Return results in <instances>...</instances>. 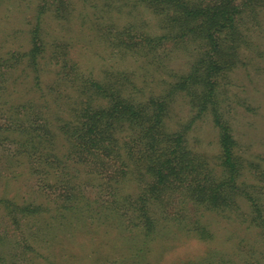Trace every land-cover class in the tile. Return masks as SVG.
<instances>
[{"label": "rangeland", "instance_id": "obj_1", "mask_svg": "<svg viewBox=\"0 0 264 264\" xmlns=\"http://www.w3.org/2000/svg\"><path fill=\"white\" fill-rule=\"evenodd\" d=\"M48 2L61 11L39 16L43 0H0V58L7 52L22 55L32 48L31 32L38 19V41L45 50L38 84L24 59L14 66L15 61H0V133L8 137L0 138V200L10 201L0 204L77 206L65 211L63 220L49 217L55 214L52 211L41 218L16 216L17 223L0 206V264H264V229L248 223L255 208L264 221V8H246L243 0H234L240 9L235 38L228 42L223 33L214 49L200 34L201 39L167 40L148 51L134 45L137 36L140 32L160 35L161 31L156 14L141 0ZM131 35L134 43L125 37ZM123 38L130 41L129 49L117 46ZM202 57L206 63L215 61L217 69L212 79L213 103L200 113L194 97L173 89L195 66L201 77L206 76ZM63 63L65 68L58 72L56 64ZM64 74L84 81L125 74L135 86L128 89L139 103L163 100L166 131L185 137L184 159L194 160L196 173L182 172L179 182L170 177L165 184L173 189L155 188L157 180L147 174L139 182L131 181V176L138 178L137 170L129 168L126 174L119 162L104 159L102 151L97 162L63 159L65 142L57 130V159L52 155L45 161L28 159L18 146L26 134L2 131L14 128H9L14 123L9 106L34 102L51 123L54 119L58 123L60 114L66 118L61 112L68 107L80 111L85 98ZM202 86L195 85L196 90L206 92V84ZM38 108L31 109L33 124L42 123L33 115ZM214 114L234 140L240 169L236 181L253 201L232 194L228 205H221L228 209L223 213L199 208L190 200L182 204L184 196L175 191L190 198L192 191L180 179L187 178L186 184L194 186L191 179L204 175L207 188L228 184L230 175L221 166L220 128ZM115 180L120 181L118 187ZM224 187L220 186L221 196L228 193ZM125 201L137 207L123 217L120 210L115 213L113 204ZM140 210L147 212L153 224L149 233L139 225L144 220ZM25 240L31 249L24 248Z\"/></svg>", "mask_w": 264, "mask_h": 264}, {"label": "trees", "instance_id": "obj_2", "mask_svg": "<svg viewBox=\"0 0 264 264\" xmlns=\"http://www.w3.org/2000/svg\"><path fill=\"white\" fill-rule=\"evenodd\" d=\"M233 1L141 0L146 9L156 14L157 25L161 34L152 35L140 32V35L137 36L139 41L136 39L135 43L131 41L132 35L125 37L134 43L136 47H144L148 51H153L161 47L167 40L176 42L177 40L196 38L197 36L201 39L200 34H202L204 41H207V45H211L214 49V47H219L217 42H219L221 38L219 36L223 33L228 42L233 41L235 38V19L240 13V9ZM51 3L48 0H43V4L38 10V15H43L49 11L55 13L61 11L60 7L55 9ZM242 6L246 8H264V0H243ZM38 28L39 19L31 32L30 41L32 48L28 52L22 55L15 54V52L13 54L7 52L6 57L0 58V61H15L12 66L24 59L25 68L30 71L36 84L40 83L41 75L44 73L41 65L45 51L43 44L41 46L39 42ZM126 38H123L120 45L117 46L129 49L130 41L127 42ZM19 57L20 59H18ZM200 61H203L205 68H207L206 76L201 77L200 68L195 66L191 74L179 80L173 92L185 90L196 99H193V103L195 102L199 112L202 113L209 103H213L211 97L214 92V83L212 79L217 68L215 61L206 63L203 57L200 58ZM56 65L60 68L58 72L66 66L65 63ZM221 68L222 66L219 67V69ZM63 76L66 77L68 84L74 85L76 90H78L76 92L79 93V96L85 98V106L80 111L68 107V109L61 112L66 115V118H62L60 114L58 123L57 119H54L55 121L51 123L45 118L44 112L39 111V106L34 102L28 101L25 104L24 102H13L9 106L10 119L14 121L9 128H14H6L9 130L2 131L26 134L20 144H17L18 146L20 145L24 154H27L28 159L36 160L39 158L45 161L51 155L57 159L55 154L59 153L57 151H59L58 143L60 138L57 134L58 131L65 142L66 155L62 156L63 159L75 160L79 164H83L87 158H90L92 162H97L100 160L99 152L102 151L104 159L112 158L119 162V166L127 170L126 174L129 173V168L137 170L138 178L127 177L131 181L138 179L139 182L141 176L147 174L157 180L154 185L155 188L159 186L172 188L165 184L170 177L173 181L179 182L177 177L182 172L191 176L196 173L194 160L184 159L188 151L185 146V137L181 134L171 135L166 131L164 126L165 102L163 100H152L150 103L147 102L148 104L139 103L138 98L134 96L136 94H133L128 89V86L131 89H134L135 86L125 74H119L114 79L96 80L87 78L85 81L80 77L69 79L67 78L69 75L64 74ZM203 83L206 84L205 89L207 91L200 92L196 90L195 85L203 87ZM62 85L60 84V87L71 89V85ZM33 87L35 86L33 85ZM5 103H8V101H5ZM32 108H38L36 111L34 110L37 115L34 113L33 115L37 118L36 120L42 121L41 124H33L31 122ZM219 119V116L215 115V123L220 128L218 145L221 166L224 172L230 175L228 184H219V186L207 188L204 184H207L208 180L204 175L199 180L194 177L191 179V181L195 182L194 186L186 184L188 182L187 178L180 179V183L186 185V190L192 191L189 192L191 194L190 198L184 195L181 190L175 191L180 192L182 197L184 196L183 200L181 198L182 204L190 200L199 208L223 213L228 209H224L221 205H228V198L232 194L238 193L244 195L248 200L252 201V199L241 189L242 183L238 185L236 181V177L240 175V169L234 153V140L230 136L228 128ZM24 123L29 124L26 126ZM0 138L8 139L1 133ZM192 163L194 166H192ZM114 183L116 187L120 185L118 180H115ZM220 186H225L224 190L228 188V193L222 192L221 196L219 192ZM192 193H196V195H192ZM206 193V198H204L203 196ZM126 197L128 198V196ZM0 202L10 203V201L7 202L5 200H0ZM75 205L77 206V204H0L14 223L18 222L16 216H20V218H41L43 215H50L52 211L55 214L49 217H59L60 220H63L64 212L73 211L76 209ZM113 205H115V213L119 214L120 210L123 217L127 215L128 211L132 210V207H137L135 204V206L129 204V201H125L124 204ZM140 211L142 213L141 218L144 220L139 225H143L146 228V233H149L153 224L147 216V212L145 210ZM254 212L255 214L248 220V223L256 228L264 229V221L260 218L261 212L259 208H255ZM56 213L60 216H57ZM31 247L28 240H25L24 248L31 249Z\"/></svg>", "mask_w": 264, "mask_h": 264}]
</instances>
